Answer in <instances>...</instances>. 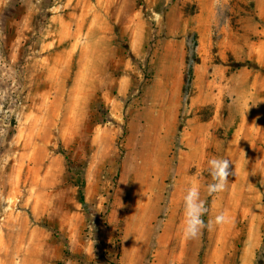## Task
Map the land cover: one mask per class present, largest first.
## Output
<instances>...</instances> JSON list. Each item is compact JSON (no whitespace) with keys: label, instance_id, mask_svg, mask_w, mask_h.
Returning <instances> with one entry per match:
<instances>
[{"label":"rangeland","instance_id":"rangeland-1","mask_svg":"<svg viewBox=\"0 0 264 264\" xmlns=\"http://www.w3.org/2000/svg\"><path fill=\"white\" fill-rule=\"evenodd\" d=\"M213 156L233 174L208 195ZM193 180L213 227L190 240ZM263 245L264 0H0V264H257Z\"/></svg>","mask_w":264,"mask_h":264},{"label":"clouds","instance_id":"clouds-1","mask_svg":"<svg viewBox=\"0 0 264 264\" xmlns=\"http://www.w3.org/2000/svg\"><path fill=\"white\" fill-rule=\"evenodd\" d=\"M231 163L228 159L219 156H213L207 161V171L211 182L206 185L208 195L221 192L225 189L229 176ZM206 200L201 198V191L198 182L193 180L184 196V212L181 224L182 235L184 239H196L203 230H211L213 223L205 222L203 217L208 211ZM226 214L218 215L215 223L220 224L224 221Z\"/></svg>","mask_w":264,"mask_h":264},{"label":"trees","instance_id":"trees-1","mask_svg":"<svg viewBox=\"0 0 264 264\" xmlns=\"http://www.w3.org/2000/svg\"><path fill=\"white\" fill-rule=\"evenodd\" d=\"M78 187H79V198H80V201L81 203L87 207V203H86V198H85V188H86V181H85V178L82 176L78 179ZM264 259V245L262 247V249L260 250V253H259V259H258V262L257 264H262L263 263V260ZM113 264H116V263H113Z\"/></svg>","mask_w":264,"mask_h":264},{"label":"bare ground","instance_id":"bare-ground-1","mask_svg":"<svg viewBox=\"0 0 264 264\" xmlns=\"http://www.w3.org/2000/svg\"><path fill=\"white\" fill-rule=\"evenodd\" d=\"M147 161L149 162V159H148ZM151 183H152V182H151ZM149 185H150V180H149ZM147 202H148V201H147ZM146 205H147V204H146ZM147 208H148V205H147V207H146V206H143L142 209H141V211H142V212H146V211H147V210H146Z\"/></svg>","mask_w":264,"mask_h":264}]
</instances>
